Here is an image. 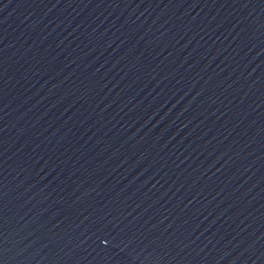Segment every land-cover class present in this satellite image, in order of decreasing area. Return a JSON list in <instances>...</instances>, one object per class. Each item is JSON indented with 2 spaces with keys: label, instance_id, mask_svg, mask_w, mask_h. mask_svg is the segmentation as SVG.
Segmentation results:
<instances>
[{
  "label": "water",
  "instance_id": "water-1",
  "mask_svg": "<svg viewBox=\"0 0 264 264\" xmlns=\"http://www.w3.org/2000/svg\"><path fill=\"white\" fill-rule=\"evenodd\" d=\"M0 264H264V0H0Z\"/></svg>",
  "mask_w": 264,
  "mask_h": 264
}]
</instances>
